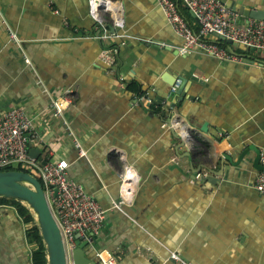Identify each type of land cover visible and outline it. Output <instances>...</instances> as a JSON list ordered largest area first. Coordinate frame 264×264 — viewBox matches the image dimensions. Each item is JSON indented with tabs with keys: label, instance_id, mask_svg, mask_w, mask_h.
Instances as JSON below:
<instances>
[{
	"label": "crops",
	"instance_id": "obj_1",
	"mask_svg": "<svg viewBox=\"0 0 264 264\" xmlns=\"http://www.w3.org/2000/svg\"><path fill=\"white\" fill-rule=\"evenodd\" d=\"M112 1L123 29L108 13L105 26L93 20L89 0H0V113L21 107L36 134L28 149L43 162L67 161L69 178L107 211L97 252L119 264H264V195L255 188L264 52L227 43L242 62L182 54L184 41L155 0ZM224 1L264 10V0ZM68 93L71 107L57 117L50 105ZM127 167L138 180L124 197ZM27 230L15 206H0V264H33Z\"/></svg>",
	"mask_w": 264,
	"mask_h": 264
},
{
	"label": "built area",
	"instance_id": "obj_2",
	"mask_svg": "<svg viewBox=\"0 0 264 264\" xmlns=\"http://www.w3.org/2000/svg\"><path fill=\"white\" fill-rule=\"evenodd\" d=\"M157 6L164 13L169 25L175 33L183 39L180 52L191 55L195 50L219 59L221 61L242 62L243 58L236 55L232 49L220 45V38L231 40L238 46L264 52V21L246 19L241 23L242 17L229 6L219 0H155ZM181 5L191 12L199 23L195 30L181 10ZM108 13L113 25L123 29L124 21L117 5L112 0H89V14L93 20L102 26L106 25L104 14ZM17 39L15 35H12ZM210 37H214L212 40ZM110 38L106 33L103 39ZM225 42V41H222ZM114 54H117L115 51ZM103 61L108 65L114 63L115 56L108 50L102 55ZM181 81L172 88L176 93ZM146 96V95H145ZM141 102L151 103L146 97L139 99ZM70 93L53 100L51 108L55 115L65 118L66 112L72 104ZM175 130L180 127L177 121L170 123ZM33 132V119L19 106L0 113V170L17 164L27 169L30 174L40 179L45 194L53 208L55 219L60 228L69 264H72L73 252L77 241L94 244L96 237L104 226L107 211L98 203L96 198L89 194L85 188L69 178L68 162L61 160H46L41 165L30 157L28 142ZM180 134L185 142L192 144V135L185 128L180 129ZM81 157L86 156L82 145L75 143ZM232 148V146H230ZM259 162L263 167L255 188L264 195V150L260 153ZM138 180L132 167H127L121 177V188L124 197L128 195L132 186ZM97 264H119V260L107 251L97 252ZM171 258L179 260L176 254Z\"/></svg>",
	"mask_w": 264,
	"mask_h": 264
},
{
	"label": "water",
	"instance_id": "obj_3",
	"mask_svg": "<svg viewBox=\"0 0 264 264\" xmlns=\"http://www.w3.org/2000/svg\"><path fill=\"white\" fill-rule=\"evenodd\" d=\"M222 4L226 5L224 0H219ZM228 6V5H227ZM230 8L237 12L240 16L246 19H254L258 21H264V10H250L241 6L238 7L236 3H232ZM229 45L237 47L238 45L231 40H225ZM192 81L200 82L196 77L191 78ZM185 87V82L178 90V93H182ZM207 125L202 127L203 131H206ZM29 148V144H28ZM30 157L38 159L39 163L45 165L46 161L35 154V152L28 149ZM191 158V155H187ZM209 171V170H208ZM211 175H215L211 172ZM208 176L205 180L213 181L215 177ZM219 180V179H218ZM220 182V180L218 181ZM216 182H214L215 184ZM0 198H7L22 202L29 208L36 223L40 228L41 236L45 243L48 253L49 264H69L68 256L64 244V240L55 219L53 208L45 194L43 185L39 178L28 172L21 171H1L0 172ZM90 250L95 257H89L87 255ZM97 251L94 248V244H88L80 240L77 241L76 248L72 256V264H97Z\"/></svg>",
	"mask_w": 264,
	"mask_h": 264
},
{
	"label": "trees",
	"instance_id": "obj_4",
	"mask_svg": "<svg viewBox=\"0 0 264 264\" xmlns=\"http://www.w3.org/2000/svg\"><path fill=\"white\" fill-rule=\"evenodd\" d=\"M220 45H222L223 47L228 46L226 42H222V41H220ZM257 56L259 55L257 54ZM142 94L144 95L143 92L140 93V95ZM1 171L28 172L23 167H19V169H11V167H9L5 169H1L0 172ZM1 205L15 206L17 210L19 211L22 219L26 223L28 227V230H27L28 241L30 245L33 247V254H32L33 264H49L48 263V253H47V249L43 241V238L41 236L40 228L37 225L35 217L31 213L29 208L20 201L7 199V198H0V206Z\"/></svg>",
	"mask_w": 264,
	"mask_h": 264
},
{
	"label": "rangeland",
	"instance_id": "obj_5",
	"mask_svg": "<svg viewBox=\"0 0 264 264\" xmlns=\"http://www.w3.org/2000/svg\"><path fill=\"white\" fill-rule=\"evenodd\" d=\"M19 165H17V164H14V165H12V167H11V169H19ZM25 169V168H24ZM25 170H27V169H25ZM28 171V170H27ZM29 172V171H28Z\"/></svg>",
	"mask_w": 264,
	"mask_h": 264
}]
</instances>
